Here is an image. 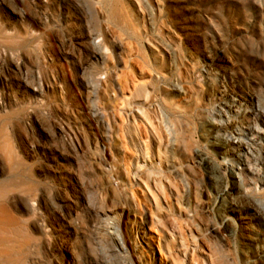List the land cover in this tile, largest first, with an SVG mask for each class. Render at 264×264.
<instances>
[{
  "label": "rangeland",
  "instance_id": "rangeland-1",
  "mask_svg": "<svg viewBox=\"0 0 264 264\" xmlns=\"http://www.w3.org/2000/svg\"><path fill=\"white\" fill-rule=\"evenodd\" d=\"M32 1L0 0V31L7 30L19 37L18 44L23 43L12 58L0 55L10 72L7 73L10 95L0 118V169L6 172L8 161L15 155L23 172L21 195L16 201V195L10 193L0 212V264H133L137 258L114 250V244L97 229L104 215L119 223L125 211L118 197L119 187L110 177L112 173L105 172L97 159L96 147H101L100 142L108 134L97 131L82 115L81 105H85L89 94L80 84L89 72L99 70V67L90 69L89 43L83 38L98 24L91 2L69 0L74 8L78 5L80 14L90 23H76L79 10H71L74 19L59 23L63 25L60 27L37 14ZM162 1L165 9L160 16L146 6L143 16L147 23L142 31L136 23L129 22L124 0H100L109 27L132 49V69L119 65L121 79L134 81L136 86L144 85L149 93L146 98L137 87L136 92H124V96L132 97L128 100L131 107H142L150 113L156 130L166 140L169 167L161 175L171 182L172 192L181 196V212L177 213L172 195L167 197L172 213L157 212L144 190L129 189L136 202L149 208L155 228L150 227L151 216L147 213V231L155 240L163 233L160 225L167 227L171 216L173 231L188 238V245L189 232L192 233L197 244L210 252L211 264H263L264 183H257V177H264V167L258 171L248 156L250 165L259 174L248 175L246 179L244 172V181L237 182L231 174V158L211 145L215 134L207 132L211 129L207 121L209 111H217L223 100L221 95L250 94L253 105L242 103L258 117L249 116L247 124L264 134V0ZM167 28L181 41V61L192 67L188 76L180 68L178 51L166 41ZM145 38L169 48L166 68L152 64ZM135 66L144 70L142 77ZM206 71L211 76H206ZM207 77L213 82L205 81ZM187 83L192 87L195 83L201 85L202 90L189 91ZM121 96L113 101L110 98L106 106L107 110L114 108L117 117V110L124 105ZM222 120L229 126L234 124L225 117ZM116 121V139L114 135L112 139L114 144L122 145L120 164L132 171L134 160H130L129 168L126 160L135 154L122 125L124 120L118 117ZM176 121L182 123L184 133L189 136L185 140L189 150L195 152L190 154L194 171L203 176L196 187V198L191 185L173 167L176 162L185 163L182 144H173L178 136ZM143 129L141 138L146 140L149 132ZM180 138L181 134L177 139ZM263 145L257 141L251 146L253 157H257V150ZM149 146L150 153L156 152L155 146L151 143ZM260 160L262 163V157ZM241 169L242 166L234 170V174L242 172ZM158 201L163 209L164 203L160 198ZM67 222L75 234L64 233ZM246 235L256 239L250 247L244 246ZM128 241L124 238L126 246L131 244ZM160 245L165 252L163 241ZM160 259L156 252V261Z\"/></svg>",
  "mask_w": 264,
  "mask_h": 264
},
{
  "label": "bare ground",
  "instance_id": "bare-ground-1",
  "mask_svg": "<svg viewBox=\"0 0 264 264\" xmlns=\"http://www.w3.org/2000/svg\"><path fill=\"white\" fill-rule=\"evenodd\" d=\"M89 1L92 6V14L96 18V23L98 24L96 27H93L92 30L87 31V34H85L83 38H87L89 43L87 56H89L90 69H94L95 67L96 70L97 67H99V70L97 69L95 72H89L88 76H85L80 84L86 93L89 94V98L86 100L85 105H81L84 109L82 115L90 123L89 125L93 126L97 131L103 130L104 134H108L104 135L107 137H103V142H100L101 147H96L97 153H99L97 159L105 172L112 173L110 177L113 178V184L116 185V187H119L118 197L125 211L124 219L121 222L119 221V223L104 215L106 219L104 218L101 221L97 229L105 233L104 235L108 237L109 242L114 244L112 245L114 250L126 255L130 253L133 258H137V262L133 261V264H140V259L143 261V264H163L162 259L166 260V262L164 261V264H174V262L178 264H207V261L211 264L209 257L210 252L206 247L203 249L200 244H197V238L192 233L189 232L191 244L188 245V238L186 239V237L180 232L175 233L173 231L175 225L171 216L167 227L162 226V224L160 225L164 230L163 233L157 235V240L148 234L147 226H149V221L147 213H150L151 216L150 227L155 228V221L152 219L153 217L149 208L142 205L140 202H136V199H134L133 193L129 188L136 187L141 191L144 190L145 194L149 195L152 200L157 212L164 210L167 213H172L171 205L167 200V197L172 195L179 210L177 213H180L181 211L179 207H181V196L174 191L172 192L170 186L171 182L169 184L168 180L161 175L163 174V171L167 170L169 167L166 161V147L168 146L166 140L160 135L159 130H156L157 127L154 126L150 113L142 107L137 109L131 107L128 100L132 97L127 99L124 96V92H131L132 94L136 92L138 89L137 87H139L138 92L146 98L149 94L144 85L136 86L133 83L134 81H129V79L126 80V78L122 80L119 75V65H123L126 70L132 69L133 63H131L132 58L130 57V50L132 49H128V45L121 35L109 27L106 12L100 6V0ZM32 2L36 7L37 14L42 15L45 21L51 20V23L57 25L59 23H68L74 19L71 10H79L76 11L78 12L77 16H79L76 23H90L88 22L89 20L86 21L83 13H81L82 15L80 14L81 11L78 5L74 8L69 0H33ZM124 5L129 22L136 23L137 27L142 28V31L144 29V24L147 23L143 16V13L146 14V6H149L151 11L153 10V14L157 13L159 16L165 9L162 0H124ZM46 15L49 17V20ZM147 20L149 22L150 18ZM162 23H164V21ZM60 24L58 26L62 27L63 25ZM167 31L169 32L168 28ZM18 38L19 37L15 35L13 36V34H9L7 30H5V32L0 31V55L6 56L8 54L11 57L13 53L18 49H21L23 43L18 44ZM146 38L144 39V43L147 46L152 64L160 69L166 68V58L168 60V57L170 56L169 48H164L156 41ZM165 38L171 48L178 51L177 59L180 68L182 69L183 74L188 76L189 71L192 73V67L190 65L187 67L181 61V41L179 37L175 33L169 32ZM6 65L7 63L0 60V118L3 117L1 116V112H4L10 95L8 77L10 72H7L8 68ZM137 67L138 66H135V69L137 70L138 75L142 77L145 74L144 70L140 66ZM204 73L206 76H211L210 71ZM154 79L158 78L154 76ZM205 81L213 82L209 77H207ZM54 83L56 86H59L57 85L58 82ZM185 85L188 86L187 90L190 89L189 91L196 92L198 88L199 90H202L201 85L196 83L193 87L191 83ZM119 94L122 95L119 99L123 101L124 105H121L120 109L117 110L118 117L124 120L122 125L129 136V144L135 154V156L126 160L128 168L130 167V160H134L132 171H129L126 168V165L121 166L120 164V156L123 157L120 148L122 145L114 144V140L112 139L114 129L118 127L116 121L118 117L114 108L111 110H107L106 108L110 102V98H112V101L116 100ZM218 94L220 96V93ZM221 98H223V100H220L221 102L218 105L217 111L214 112L212 109L209 111L210 116L207 123L211 129L207 132H213L215 134L211 137L213 140L211 145L223 151V155H227L231 158V174L233 175V178L235 176L237 182L241 184L245 179L244 172L247 173V179L248 175L257 176V174H259L257 172L260 171V168L262 166L264 167V145L261 149L257 150V157H253V152L251 150V146H254L255 142L261 141L264 143V134L261 135L262 133L258 129L256 130L255 127L247 124L249 116L258 117L256 112L249 110L247 106L242 103L246 102L252 106L254 100L252 95L245 94L244 96L234 94L229 96L224 94V97L221 95ZM228 99L229 101H226ZM256 110L258 109L255 108V111ZM222 117H225L227 121H234V124L229 126L228 122L222 120ZM235 121L237 122L235 123ZM176 122L178 127L177 135L179 136V134H181L182 138H180L179 141V138L177 139L178 136H175L176 139L174 137L173 144H175V146L178 142L179 145L182 144L183 149H181V153L184 155L185 163L176 162L173 167H176L179 175L182 178L184 177V180L191 185L193 195L196 198V187H198L199 183L203 180V176L200 173H195L193 164L191 163V160H193L192 155L195 152L189 150L188 144L185 141L189 136L186 132L184 133L182 123L180 121ZM139 127H143L149 132V137L146 136V140L141 138V130L143 128L141 129ZM149 143H151L153 148L154 146L156 147V152H154L156 155L149 152ZM173 150L175 151V149ZM108 155L110 156L109 159L107 157ZM248 156L251 157V161H253V165L256 166L258 171L250 165ZM261 157L262 163L260 160ZM58 158L60 157H54L55 160ZM202 160L204 161V159H200V161ZM234 164L236 165L235 167L233 166ZM240 166H242V172L235 175L234 170H238ZM1 170L2 169H0V171ZM186 171L189 172L190 176L186 175ZM22 173L21 164L18 158L15 155L12 156L7 163V171H1L0 173V212H2V209L4 208L3 205L6 204L10 193L16 195V201L19 195H21V186L23 183ZM257 181V183H264V177L259 175ZM257 183L255 185V190H257ZM153 190H155L156 194ZM159 198L164 203L163 209L159 204ZM226 210L231 211L227 208ZM160 223L161 220L159 219V224ZM63 229L67 236L73 235L76 232L68 222ZM124 238L131 241L129 246L125 245L126 242H124ZM244 239L246 242V245H244L245 247L252 246V242L256 240L250 238V235H246ZM160 241H163L164 243L165 252L160 245ZM156 252L161 258L159 262L156 261ZM136 255L139 257H136Z\"/></svg>",
  "mask_w": 264,
  "mask_h": 264
}]
</instances>
